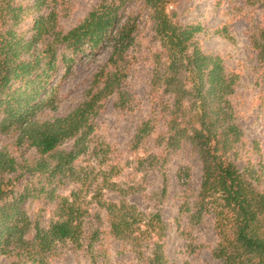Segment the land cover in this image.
Instances as JSON below:
<instances>
[{
    "label": "trees",
    "instance_id": "obj_1",
    "mask_svg": "<svg viewBox=\"0 0 264 264\" xmlns=\"http://www.w3.org/2000/svg\"><path fill=\"white\" fill-rule=\"evenodd\" d=\"M181 1L99 0L64 29L56 0H0V133L10 134L15 146L0 147V255L12 258L8 264H50L60 245L95 262L102 231L133 252L136 264H167L162 206L171 181L167 166L180 150L196 154L201 165L196 193L189 192V168L176 172L189 198L175 218L185 250L193 254L205 246L192 233L210 224L216 237L210 255L218 264H264L263 165L250 157L238 165L243 149L260 153L256 140L246 148L231 101L240 75L201 43L210 31L229 34L225 26L180 22ZM245 2L264 8V0ZM144 11L157 44L146 56L151 108L129 142L134 173L116 179L123 166L111 162L107 142L93 138L95 118L108 97L119 111L134 101L127 83L136 56L130 49ZM249 43L264 65V22L251 28ZM103 49L106 60L80 101L66 114L52 115L60 82ZM82 156L95 164L80 163ZM149 171L158 187L140 209L127 195L147 190L142 176ZM105 190L118 198H107ZM45 211L48 222L42 224Z\"/></svg>",
    "mask_w": 264,
    "mask_h": 264
},
{
    "label": "rangeland",
    "instance_id": "obj_2",
    "mask_svg": "<svg viewBox=\"0 0 264 264\" xmlns=\"http://www.w3.org/2000/svg\"><path fill=\"white\" fill-rule=\"evenodd\" d=\"M23 1L32 2V0ZM98 1L56 0L57 10H60L59 24L64 29L70 28L84 17ZM176 10L177 18L182 23L199 22L208 29L226 27L228 38L210 31L201 37V43L204 50L219 54L226 67L240 75L231 101L235 105L237 121L244 131L246 148H251L253 141L256 140L260 153L246 152L243 149L241 151L242 158L238 159V165L242 167L243 161L250 157L252 162H261L264 175V65H259L256 54L249 43L251 28L258 22H264V8L246 3L245 0H182ZM145 13V11L141 12L140 15V28L136 35L135 48L130 49L131 54L136 56L127 83L128 89L134 95V101L129 109L119 111L112 104L113 98L108 97L103 101L95 118L97 127L93 138L96 142H107L111 149L109 153L111 162H117L123 166L121 173L115 177L116 179H126L129 176L131 178L134 173L132 169L134 154L128 149L129 142L135 126L149 116L151 108L148 99L150 61L146 56L148 50L155 48L157 44L152 39L153 33ZM28 24L29 21L26 22V25ZM107 54L108 50L103 49L98 55L87 56L82 62L73 66L70 74L60 82L57 89L58 107L57 110L50 112L52 115H64L76 106L83 97L93 72L106 60ZM68 145H70V141L63 144V146ZM146 146L150 147L151 142L149 141ZM0 147H6L10 151L15 150L10 134L0 133ZM153 150L157 149L153 148ZM87 157H80L79 162L95 164L94 158L88 157L90 160L87 161ZM185 166L189 168L190 193L197 192L201 178L200 162L197 155L190 151H178L167 166L171 181L167 200L162 206L163 219L167 225L165 236L167 264H218V261L210 255V248L216 242L210 224H207L203 230L193 231L192 235L196 236L197 241L205 244L193 254H189L185 250V239L177 231L175 218L179 206L189 198L185 196L183 188L180 187L176 172L180 167ZM142 182L147 186V190L144 193H131L127 195V199L140 209H145L151 204L146 195L158 187L159 180L153 172L149 171L143 174ZM260 186L264 189V177ZM61 192L64 191L61 190ZM189 192L187 193L190 194ZM105 193L107 198H118L115 193L108 190H105ZM25 206L27 207V204ZM37 208V204H34L32 210ZM48 216L49 212L42 213V224L48 222ZM101 227L107 228L106 223L104 222ZM59 248L61 254L50 258V264H136L137 262L135 254L106 231H102L100 234L95 252V262L84 251L70 249L68 245H60ZM11 259L0 255V264H8Z\"/></svg>",
    "mask_w": 264,
    "mask_h": 264
}]
</instances>
